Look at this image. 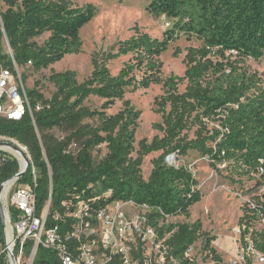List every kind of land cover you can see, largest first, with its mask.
<instances>
[{
    "label": "trees",
    "instance_id": "trees-1",
    "mask_svg": "<svg viewBox=\"0 0 264 264\" xmlns=\"http://www.w3.org/2000/svg\"><path fill=\"white\" fill-rule=\"evenodd\" d=\"M0 2L6 6L0 10V67L14 73L15 67L27 65L39 72L65 55L81 53L80 29L96 15L92 4L74 6L64 0ZM146 11L172 21L161 38L132 28L133 34L117 41L116 51L107 56H128L116 75L109 71L106 59H94L91 74L81 82L73 70H51L47 78L54 87L51 96L45 98L36 88L38 81L25 89L31 114L26 109L19 120L0 116V137L15 140L27 150L30 164L15 184L32 187L37 214L47 203L52 213L63 212L64 202L85 201L99 208L111 201H130L148 208L147 224L165 247L166 261L193 264L186 253L202 235L213 264H222L211 247L215 237L201 232L199 220L165 222L169 216L188 218L189 208L200 200L193 174L183 166L167 164L165 157L195 150L207 157L214 171L220 165L233 181L254 182L258 194L239 220L241 242L247 248L248 223L264 219V85L245 65L247 59L264 58V0H150ZM43 34L48 36L38 44ZM180 35L195 38L200 45L186 48L183 77L161 81L160 56ZM178 54L176 48L173 56ZM181 79L187 85L179 93ZM161 82L164 93L155 99L161 122L153 124L161 135L147 146L140 144V155L132 158L140 111L123 100L124 94ZM90 97L101 99L100 106L87 104ZM116 101H122V109L107 114ZM192 123L197 128L188 140L183 132ZM208 123L214 125L210 130ZM53 128L67 133L57 138L50 133ZM101 145L106 153L94 162L92 150ZM151 151L161 154L143 179L141 156ZM18 169L17 160L0 150V186ZM54 225L48 219L46 226ZM4 237L0 218V246ZM250 239L264 256V229L252 231ZM33 264L60 262L52 250L38 246Z\"/></svg>",
    "mask_w": 264,
    "mask_h": 264
},
{
    "label": "rangeland",
    "instance_id": "rangeland-1",
    "mask_svg": "<svg viewBox=\"0 0 264 264\" xmlns=\"http://www.w3.org/2000/svg\"><path fill=\"white\" fill-rule=\"evenodd\" d=\"M59 1V0H55ZM74 6L92 4L96 7V15L84 25L79 32L82 42L81 53L65 55L60 61L50 65L47 69L34 72L30 66L17 67L25 89H30L35 82H39L36 88L45 98H49L54 91L53 85L48 81V76L52 71L60 72L73 70L76 72L78 82L87 78L93 70V60L106 59V65L111 74L116 75L122 67L123 62L128 58L121 55L116 59H107L110 52H115L113 46L117 41L127 39L133 34L132 28L147 33L153 38H161L163 32L171 27L172 21L165 16L155 17L146 11V6L150 0H64ZM0 2V10H4ZM48 34H43L36 41L41 44ZM200 41L195 38H187L180 35L174 42H171L168 49L160 56L162 61L161 81L169 76L183 77L185 70V53L189 46L197 47ZM6 49V43H3ZM112 48V49H111ZM178 48L179 54L174 57L173 52ZM111 49V50H110ZM246 67L256 73L264 85V58L260 60L247 59ZM187 85L186 79H181L178 84V92L184 91ZM164 93L161 83L150 85L147 89L127 90L123 100H128L130 104L140 111L138 126L134 133L132 158L140 155V144L149 145L155 135L161 133L154 129L153 124L161 122V113L157 112L158 105L155 99ZM101 99L90 97L87 104L99 107ZM122 101L116 103L107 110V114H114L122 109ZM170 105L166 104L164 110L168 111ZM213 124L208 123L207 129L213 128ZM197 125L190 124L189 128L183 132L188 139H193ZM50 133L57 138L63 137L67 130L53 128ZM1 141H10L7 137L0 138ZM17 144L27 155L25 147L15 140L10 141ZM74 148V146H72ZM10 150L5 152L9 153ZM106 153L103 145L92 150L94 162H98ZM161 154V151H151L141 156L140 174L146 179L153 167V161ZM12 155V154H11ZM29 157V155H28ZM165 162L169 165L187 168L197 180V188L200 192V200L189 208V217L182 215L166 217V223H192L195 220L201 222V232L215 237L211 242V247L220 255L222 264H264L262 253L254 248L251 243V232L264 229V220L260 217L251 219L248 223L249 233L246 235L248 248H243L239 220L249 212V205L254 202L253 198L258 192L253 188V181L242 179L235 182L228 177L226 169L218 165V171H214L208 165L206 156H202L195 150H187L185 153H171L165 157ZM16 185V184H15ZM129 209L128 206H125ZM142 212L137 208V213ZM145 251L143 253L149 264H177L175 261H166L160 251V242L153 237L142 240L138 238ZM202 235L190 246L186 256L193 264H213L211 254L203 248ZM251 246V247H250Z\"/></svg>",
    "mask_w": 264,
    "mask_h": 264
},
{
    "label": "built area",
    "instance_id": "built-area-1",
    "mask_svg": "<svg viewBox=\"0 0 264 264\" xmlns=\"http://www.w3.org/2000/svg\"><path fill=\"white\" fill-rule=\"evenodd\" d=\"M26 109L31 114L17 67L15 73L0 67V116L19 120ZM2 195L5 237L0 264H33L38 246L52 250L60 264H149L143 255L145 248L137 239L155 240V232L147 224L146 206L117 200L99 208L85 201L74 205L64 202L63 212L50 213L47 203L37 214L30 185L16 186L14 182ZM137 208L142 212L137 213ZM48 219L55 225L47 227ZM159 247L164 258L165 247L161 243Z\"/></svg>",
    "mask_w": 264,
    "mask_h": 264
},
{
    "label": "water",
    "instance_id": "water-1",
    "mask_svg": "<svg viewBox=\"0 0 264 264\" xmlns=\"http://www.w3.org/2000/svg\"><path fill=\"white\" fill-rule=\"evenodd\" d=\"M9 148H12L13 150H16V151H21L22 154H23V157L26 160V164H25V166L23 168H21L17 158L14 156V154L11 151H9L10 154H12V156L17 160L18 165H19V169H18L17 173L13 174L10 178L5 180L0 186V218H1V221H2L3 228L5 227V219H4L3 204H2V201H1L2 192L4 191L6 184L8 182H11V184L16 182L26 172V170H27V168H28V166L30 164V158L28 157V155L17 144H14L13 142H10V141H1L0 140V150L6 151V150H9Z\"/></svg>",
    "mask_w": 264,
    "mask_h": 264
},
{
    "label": "bare ground",
    "instance_id": "bare-ground-1",
    "mask_svg": "<svg viewBox=\"0 0 264 264\" xmlns=\"http://www.w3.org/2000/svg\"><path fill=\"white\" fill-rule=\"evenodd\" d=\"M9 150L14 154V156L17 158V160L19 161V164H20V167L23 168L26 164V160L25 158L23 157V154L21 151H16V150H13L12 148H9ZM11 182H8L5 186V189H4V193L5 191L9 188ZM4 193L2 195V197L4 196Z\"/></svg>",
    "mask_w": 264,
    "mask_h": 264
}]
</instances>
